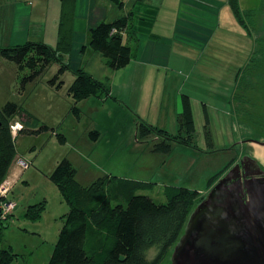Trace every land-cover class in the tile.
<instances>
[{"label": "rangeland", "instance_id": "rangeland-1", "mask_svg": "<svg viewBox=\"0 0 264 264\" xmlns=\"http://www.w3.org/2000/svg\"><path fill=\"white\" fill-rule=\"evenodd\" d=\"M15 1L16 4L22 3V9L36 7L29 18L43 20L38 24L25 21L22 33L35 38L39 29L47 42L54 46L57 30L52 22L57 19L58 2L55 7V0ZM203 2L207 8H218V4ZM14 5V1L9 0V5L0 7V42H10L12 34L21 31L14 27L9 17H5L7 9ZM239 5L242 18L255 41V52L249 57L245 52L236 55L230 44L219 46L212 43L203 53L198 66V71L203 73L201 85L197 86L199 109L192 112L196 129L192 145L172 141L174 134L184 137L188 134L172 125L171 112L163 108L159 117L158 101L149 111H142L129 90H123L124 85L117 82L120 74L113 77V70L106 66L98 52L89 47L71 44L69 52L59 55L60 61L68 63V69L63 68L65 72L55 84L50 81L61 65L50 53L51 62L44 66L40 59L32 56H28L22 65L0 57V106L10 101L19 107L8 124L16 144L15 159L24 155L22 162L19 161L21 166L16 160L17 168L25 170L21 180L14 185L15 174L10 173L0 189V221L7 225L2 231L0 247H11L17 254L11 264H47L50 258L68 205L49 175L63 158L72 163L76 169L75 178L82 185H89L100 177H109L113 182L108 184L122 195L138 182L146 187L136 193L150 196L159 203L165 202L163 191L168 185L191 188L205 195L232 168L239 166L246 167V171L255 170L254 173L252 171L254 175H264V0H239ZM248 10L250 14H246ZM227 11L232 15L228 8ZM209 12L204 10L203 16ZM210 18L216 24V15L210 13ZM232 21L238 26L233 15ZM219 32L222 35L217 34V37L221 41L228 42L230 37L236 41V34L220 29ZM88 48V53L94 52L85 58L89 74L109 83V86L114 83L113 93L117 101L105 95L75 97L68 93L67 89L74 80L73 71L79 67L78 55L86 53ZM258 48L263 51L259 58ZM192 49L199 51L196 47ZM232 54L235 60L230 63ZM179 68L186 70L182 65ZM32 69L36 71V78L22 83ZM239 69L232 98L229 90L232 92L234 89L233 76ZM60 80L63 82L58 88ZM154 80L155 77L149 79L147 76L146 85L155 86ZM160 97L163 98L162 106H165L167 93H160ZM229 99L233 100L231 106L227 104ZM178 100L180 104V96ZM204 107L208 108V113ZM220 110L224 113L221 114ZM149 112L151 117L147 122L144 115ZM208 117L211 118L209 121ZM150 124V133L143 135ZM157 130H165L169 134L162 137ZM163 142L170 146L164 149ZM8 192V197L17 206L13 200H7ZM11 213H14L12 217ZM173 248L159 264H170ZM155 254V247L147 251L149 259Z\"/></svg>", "mask_w": 264, "mask_h": 264}, {"label": "trees", "instance_id": "trees-1", "mask_svg": "<svg viewBox=\"0 0 264 264\" xmlns=\"http://www.w3.org/2000/svg\"><path fill=\"white\" fill-rule=\"evenodd\" d=\"M60 1L57 42L54 46L32 40L15 45H0V57L18 65L32 56L40 59L44 66L51 62L50 53L61 65L50 81L52 84L65 72L64 67L68 69V63L60 61L59 55L69 52L72 38L74 0ZM226 3L237 21L248 28L242 18L239 1L226 0ZM246 14H250V10ZM126 22V17H120L110 22L96 23L89 29L87 42L83 45L84 48L86 46L98 52L111 70L125 67L133 56L134 48L122 34ZM257 54L259 58L263 51L258 48ZM32 70L23 78L22 83L36 78V71ZM240 71L234 79L235 88ZM73 73L74 80L67 89L69 94L75 97L105 95L117 101L110 91L109 83L90 75L82 65ZM62 82L60 80L57 83L58 88ZM180 105L178 127L188 135L184 137L174 134L171 140L192 145L196 129L187 94L180 95ZM18 111L19 107L14 102L8 101L0 106V184L7 177L17 155L8 120ZM150 126L147 125L143 135L150 133ZM157 134L164 137L169 133L157 130ZM167 146L170 145L164 144L163 148ZM75 175L76 169L67 158L61 159L49 175L67 202L68 210L62 215V226L47 264H159L168 250L178 242L191 212L205 197L200 191L191 188L168 185L163 191L166 200L159 203L150 196L136 193L146 187L138 182L121 195L114 190L113 185L108 184L113 182L109 177H100L85 186L76 180ZM9 192L6 198L12 201L8 197ZM5 226V222L0 221V239ZM153 247L156 248V254L149 259L147 251ZM16 257L11 247H0V264H11Z\"/></svg>", "mask_w": 264, "mask_h": 264}, {"label": "crops", "instance_id": "crops-1", "mask_svg": "<svg viewBox=\"0 0 264 264\" xmlns=\"http://www.w3.org/2000/svg\"><path fill=\"white\" fill-rule=\"evenodd\" d=\"M1 1L4 5H9V0H6V3L5 0ZM13 1L15 5L7 9L8 14H5V17H9L13 21L14 27L20 28L19 30L21 31L14 32L10 42L1 41L0 45L21 44L28 40L43 41L50 44V42H47L46 37L40 34L39 29L35 38H30L34 37L30 34L22 33L25 21L38 24L42 23L43 20L41 18L39 20L29 18V15H32V9L36 7L26 6L25 9H22L21 2L16 4V1ZM206 1L218 4V8H207V4L203 0H74L71 44L73 46L75 43H80V47L85 45L89 29L98 22H110L120 17H126L127 25L122 34L123 38L133 46L134 52L131 61L125 67L113 70V77L118 75V73L120 74L117 82L119 81V85H124L123 90L126 88L129 90L131 98L135 103H138V107L142 111L147 109L149 111L152 105L155 106L156 101H158V116H161L159 113L165 108L171 112L172 125L178 126L177 116L180 112L178 99L180 94L186 92L189 96L192 112L199 109L196 100L200 92L197 86L201 85L203 80L201 75L203 73L198 71V66L200 61L203 60V53L207 52L208 46L212 45V43L219 46L230 44L231 51L235 52L236 55L245 52L247 57L255 52V41L250 35L249 29L240 24L239 21H237L238 26L232 23L233 13L232 15L228 14L227 8L230 11L231 9L226 0ZM56 2H58V14L56 21L52 23H54V29L56 26L57 30L61 1L55 0V7ZM4 5L0 2V7ZM204 10H209L210 12L203 16ZM210 13L213 16L216 15V24L210 18ZM34 16H36V13ZM51 18L54 19V14L51 15ZM234 18L236 19L235 16ZM22 21V25L18 24V22ZM219 29L236 34V41L232 37L229 38L228 42L221 41L217 37V34L222 35ZM193 47L198 48L199 51L197 49L193 50ZM88 52L89 48L86 53H79L78 62L79 66L82 65L87 72H90L85 65V58L88 59L94 52ZM198 52L201 54L198 55ZM231 59L230 63H233L235 57ZM180 65L186 70L180 69ZM160 73H163V75L161 74L160 78H158ZM184 73L189 74L184 78L182 77ZM236 74L234 73L233 76L234 86ZM147 76H149V79L152 77L156 78V81H153L155 86L146 85ZM162 78L163 81L161 80ZM126 83L128 84L125 85ZM114 87V83L110 84L112 95H114ZM234 90L235 87L232 92L229 90V94L232 97ZM160 93H167L165 106L161 104L163 96L160 97ZM232 101L229 99L227 104L231 106ZM118 102H121L120 99ZM169 103L172 104L170 105ZM204 108L208 113V108ZM150 112L148 115H144L147 116L144 117L147 122L150 121ZM220 112L221 114L224 113L222 110ZM231 112L230 109L229 115L232 120ZM210 119L208 117V121ZM23 159L24 155L16 158L7 174V176L15 174L13 185L16 182L18 183L24 174L25 170H22L21 167L18 169L16 164V160L19 164V161L22 162Z\"/></svg>", "mask_w": 264, "mask_h": 264}, {"label": "water", "instance_id": "water-1", "mask_svg": "<svg viewBox=\"0 0 264 264\" xmlns=\"http://www.w3.org/2000/svg\"><path fill=\"white\" fill-rule=\"evenodd\" d=\"M238 168L193 209L170 264H264V175L242 179Z\"/></svg>", "mask_w": 264, "mask_h": 264}, {"label": "flooded vegetation", "instance_id": "flooded-vegetation-1", "mask_svg": "<svg viewBox=\"0 0 264 264\" xmlns=\"http://www.w3.org/2000/svg\"><path fill=\"white\" fill-rule=\"evenodd\" d=\"M239 170L238 171H235L234 169H233V171H232V174H234L235 176H239V177H241L242 179H249L250 177H259V176H263V174H261L260 175V173L258 174V175H254L253 173H254V171L255 170H250V169H248V171H246V167H243V166H239V168H238ZM252 171H253V173H252ZM251 172V173H250ZM211 189V188H210ZM209 189V190H210ZM209 190L207 191V193L209 192ZM206 193V194H207ZM205 194V195H206Z\"/></svg>", "mask_w": 264, "mask_h": 264}, {"label": "built area", "instance_id": "built-area-1", "mask_svg": "<svg viewBox=\"0 0 264 264\" xmlns=\"http://www.w3.org/2000/svg\"><path fill=\"white\" fill-rule=\"evenodd\" d=\"M2 185H3V184L1 183V184H0V189H2V188H3V187H2ZM14 204H15V202H14ZM11 206H12V205H11Z\"/></svg>", "mask_w": 264, "mask_h": 264}]
</instances>
